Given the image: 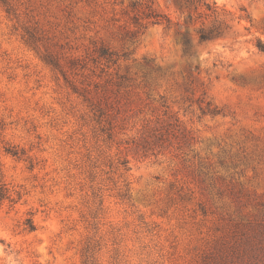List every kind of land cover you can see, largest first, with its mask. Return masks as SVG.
<instances>
[{"label":"rangeland","instance_id":"374dc122","mask_svg":"<svg viewBox=\"0 0 264 264\" xmlns=\"http://www.w3.org/2000/svg\"><path fill=\"white\" fill-rule=\"evenodd\" d=\"M215 1L200 43L172 0H0V264H264V0Z\"/></svg>","mask_w":264,"mask_h":264},{"label":"trees","instance_id":"16d2710c","mask_svg":"<svg viewBox=\"0 0 264 264\" xmlns=\"http://www.w3.org/2000/svg\"><path fill=\"white\" fill-rule=\"evenodd\" d=\"M179 10L184 14V20L186 25H196L200 23L196 29L198 41L200 43L213 40L223 34V28L221 23H212L207 25V21L211 18H215L218 14L219 5L215 0H172ZM170 19L167 18V25H169ZM152 23H164L162 14L158 12L152 6ZM182 42L186 48L193 46V41L189 37L188 31L183 32ZM259 48L264 51V44L261 42ZM10 201L15 203L16 197L13 196L10 188L6 183L0 180V203L4 201ZM30 221V220H29ZM30 230H34L35 226L30 224ZM83 264H96L93 255L87 250Z\"/></svg>","mask_w":264,"mask_h":264}]
</instances>
